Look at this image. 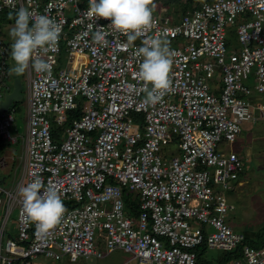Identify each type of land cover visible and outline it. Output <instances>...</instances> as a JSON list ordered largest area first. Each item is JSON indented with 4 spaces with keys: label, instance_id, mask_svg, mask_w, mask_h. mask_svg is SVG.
<instances>
[{
    "label": "built area",
    "instance_id": "2783aa9c",
    "mask_svg": "<svg viewBox=\"0 0 264 264\" xmlns=\"http://www.w3.org/2000/svg\"><path fill=\"white\" fill-rule=\"evenodd\" d=\"M88 6L0 0V14L23 7L62 27L55 48L36 53L50 73L28 69L22 177L11 190L0 186L7 198L3 205L0 197V264L40 256L75 263L116 250L139 264H202L203 247L225 251L228 264H264V242L248 244L227 223L236 206L226 194L245 160L225 148L244 123L264 121V0H204L178 16L154 9L155 25L132 45L107 29L110 20L88 18ZM98 27L110 32L107 47L93 43ZM161 34L175 53L172 88L145 105L136 50ZM4 42L0 36V98L10 79ZM79 107L81 115L70 118ZM15 112L0 115V141L18 142ZM36 177L67 209L45 237L21 214L19 188ZM15 211L16 237L8 227Z\"/></svg>",
    "mask_w": 264,
    "mask_h": 264
},
{
    "label": "clouds",
    "instance_id": "9594fccd",
    "mask_svg": "<svg viewBox=\"0 0 264 264\" xmlns=\"http://www.w3.org/2000/svg\"><path fill=\"white\" fill-rule=\"evenodd\" d=\"M85 15L93 21L110 20L107 27L111 31L127 37L128 45L149 32L155 25L153 10L154 0H88ZM9 15V19H12ZM30 20L33 21L30 26ZM90 27H92L90 25ZM62 32L60 23L47 14L38 15L27 8H20L15 15V23L10 26L11 59L14 61L16 74H23L29 67L36 73H50L51 65L44 59L37 58L39 50L54 49ZM110 34L103 27L95 28L93 43L107 47ZM142 57L139 64L138 78L144 83L145 105H155L171 91L170 72L175 53L170 49L169 41L161 35L143 39L142 46L136 50ZM151 86V87H149ZM41 178L36 177L26 186L19 188L22 198V216L35 224L37 236L45 237L59 225L67 212L60 194L53 189H46Z\"/></svg>",
    "mask_w": 264,
    "mask_h": 264
},
{
    "label": "rangeland",
    "instance_id": "374dc122",
    "mask_svg": "<svg viewBox=\"0 0 264 264\" xmlns=\"http://www.w3.org/2000/svg\"><path fill=\"white\" fill-rule=\"evenodd\" d=\"M204 0H193V8L198 5L199 2ZM155 10L158 14H163L169 11L175 15H184L185 9L183 10L184 0L182 3L165 5L162 4L159 0H154ZM189 11V10H188ZM187 12V11H186ZM15 23V15L11 19V23L7 24L8 28H3L0 31V36L3 38L4 45L3 51H5L4 57L7 62H10L8 67V73L10 75V80L12 82L9 84V88L6 89L7 98L12 99V104L10 110L15 109L16 112V122L15 126L12 127L11 132L14 137L18 138V142L13 144L7 140L0 141V186L4 190H11L14 185H16L22 177L23 166H24V148H25V136L27 133V101H28V69L20 75H17L16 78L22 84V89L20 90L22 98H14V93H12L14 87V81L12 78V62L11 59V44L12 40L9 36L10 26ZM6 26V25H4ZM232 42V41H229ZM176 44V41L173 42ZM5 94V95H6ZM264 97V95H263ZM4 98V96H3ZM9 110V111H10ZM259 128L264 129V124H259ZM257 125L249 124L248 122L242 125L244 133L246 134V129L255 128ZM237 141L228 144L227 150L235 149ZM257 147V145H255ZM170 150L172 153H177L178 148L176 145H171ZM259 153L262 151V148H259ZM170 154V153H169ZM2 157H4L2 159ZM250 165H247L246 168V177L245 181V191L248 193L246 203H234L232 200L231 203L235 204L236 209L234 212L230 213L227 218V223L236 231L244 232L249 238L254 239L253 237L257 233H261L260 238L264 239V159L261 160L257 155L251 158L249 162ZM263 164V165H262ZM239 197L234 194H226L227 198ZM242 196V195H240ZM3 199V205L6 203V196H0ZM17 212L15 211L11 217V222L8 227L11 230V233L14 237L17 236L16 228ZM226 252L222 250H210L205 253V258L210 260H218L222 256H225ZM33 264H139L136 260L132 259V255L121 250H116L112 253L107 254L105 252V257L102 259L90 258V259H80L78 262L72 263L67 257H64L61 261H56L54 259H49L44 256H40L38 259L33 261ZM228 264V263H226Z\"/></svg>",
    "mask_w": 264,
    "mask_h": 264
},
{
    "label": "crops",
    "instance_id": "0c3cea01",
    "mask_svg": "<svg viewBox=\"0 0 264 264\" xmlns=\"http://www.w3.org/2000/svg\"><path fill=\"white\" fill-rule=\"evenodd\" d=\"M4 25H6V26H4ZM2 27L8 28V25L3 24ZM11 82H12V80L9 81V84ZM248 123L253 124L252 122H248ZM259 124H264V121H259L256 124H253V125H257L255 128L246 129L247 130L246 134H243L244 133V129H243L241 135L239 136V138L237 140V145H236L235 149L231 148V150H227V148H226L227 145L225 147L227 151H233V152L239 153V155H241L245 160V169H244V172L241 174L239 181L237 183H235V185H233L232 189L229 192H227V194H234V195L239 196V197L234 196L233 198H228L230 201L232 200L234 203H246L247 202L246 198H247L248 193L244 190L245 184L247 183V181H245V177H246L245 172L247 171L246 170V168L248 167L247 165H250L249 162L251 161V158L254 157L255 155H257L261 160L264 159V129L261 127L259 128V126H260ZM255 145H257V147H255ZM259 148H262V151H260V153L258 151ZM25 152H26V148H24L23 158L25 157ZM3 158L4 157H2V159ZM240 195H242V196H240ZM242 233H244V232H242ZM261 233H257V234L255 233V234H253V235H255L253 237L254 239H251V238H248V239L250 241L252 240L256 244L262 245L264 242V239L259 237L261 235ZM203 259H204V261L206 260L209 264H220V262H221L219 260H216V262H215V260L206 259L205 256Z\"/></svg>",
    "mask_w": 264,
    "mask_h": 264
},
{
    "label": "trees",
    "instance_id": "16d2710c",
    "mask_svg": "<svg viewBox=\"0 0 264 264\" xmlns=\"http://www.w3.org/2000/svg\"><path fill=\"white\" fill-rule=\"evenodd\" d=\"M158 1V0H157ZM162 4H165V5H170V4H178V3H182V0H159ZM194 3H193V0H184V4H183V10L185 9V11H183V12H185L184 14H186V13H188L189 11H191L192 9H193V5ZM189 10V11H188ZM187 11V12H186ZM12 15V17L14 16V15H16V13H9V12H4V13H1L0 14V31H1V29H2V26H3V24H9V23H11V19H9V15ZM1 59V58H0ZM5 60V59H4ZM10 63V62H9ZM12 76V78H13V81H14V77H13V75H11ZM81 115V107H79L78 109H76V110H73V111H70L69 112V116H70V118L71 117H79ZM129 205L130 206H133L132 204H130L129 203ZM134 211H135V207H134ZM134 214H137V210H136V212H134ZM247 237V236H246ZM249 237H247V243L248 244H251V245H254V246H259V245H261V244H256V243H254L252 240L250 241L249 239H248ZM205 247H203V248H199L198 249V253H199V257L201 256V255H203V254H205L206 253V251H205ZM219 261H221L220 262V264H226V263H229L230 262V260H231V256H229L227 253L225 254V256H222L220 259H218ZM200 262L202 263V264H209L206 260L204 261V259L202 258L201 260H200Z\"/></svg>",
    "mask_w": 264,
    "mask_h": 264
},
{
    "label": "water",
    "instance_id": "95a60500",
    "mask_svg": "<svg viewBox=\"0 0 264 264\" xmlns=\"http://www.w3.org/2000/svg\"><path fill=\"white\" fill-rule=\"evenodd\" d=\"M12 75L13 77H15V81H14V84H13V91L12 93H14V98L17 99V98H22V94L20 92V90L22 89V84L18 81V79L16 78V76L18 74L15 73L14 71V63L12 62ZM8 92H6V90H4V93H3V96L2 98H0V115L4 112H7L10 110V106L12 104V99L10 98H7V94ZM6 94V95H5Z\"/></svg>",
    "mask_w": 264,
    "mask_h": 264
}]
</instances>
